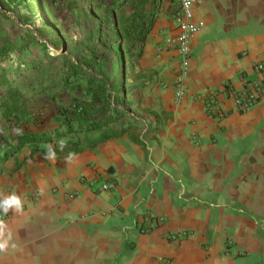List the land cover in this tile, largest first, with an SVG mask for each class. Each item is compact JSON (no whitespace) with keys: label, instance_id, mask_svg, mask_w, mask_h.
<instances>
[{"label":"crops","instance_id":"1","mask_svg":"<svg viewBox=\"0 0 264 264\" xmlns=\"http://www.w3.org/2000/svg\"><path fill=\"white\" fill-rule=\"evenodd\" d=\"M149 11L132 112L117 135L70 163V152L51 160L31 148L0 174V198L23 201L22 212L0 213L12 237L0 264H264V102L240 114L221 99V122L207 112L226 83L240 89L243 76L256 78L264 0H194L199 31L181 100L179 1ZM104 183L114 189L102 192ZM176 233L187 237L170 242Z\"/></svg>","mask_w":264,"mask_h":264},{"label":"rangeland","instance_id":"2","mask_svg":"<svg viewBox=\"0 0 264 264\" xmlns=\"http://www.w3.org/2000/svg\"><path fill=\"white\" fill-rule=\"evenodd\" d=\"M137 4L138 0H41L40 5L38 0H15L9 5L0 1V76L19 70L12 88L21 104L19 112L6 119L4 106L14 92L0 89V152L16 144L21 131L64 135L65 126L59 118L79 104L84 107L92 103L90 80L105 88L113 86L123 98V112H132L128 100L134 97L138 54L122 43L112 22L118 8L123 6V12L130 14ZM72 66H86L89 77L70 75ZM107 110L100 105L92 111L98 114L91 120L108 116ZM122 123L120 118L107 133L86 134L89 143L118 133ZM76 136L59 139L56 146L60 147L61 140L75 142ZM31 152L29 146L23 147L11 161L0 165V174L8 173ZM59 152L67 153V147L59 148Z\"/></svg>","mask_w":264,"mask_h":264},{"label":"trees","instance_id":"3","mask_svg":"<svg viewBox=\"0 0 264 264\" xmlns=\"http://www.w3.org/2000/svg\"><path fill=\"white\" fill-rule=\"evenodd\" d=\"M1 3L9 5L14 3L15 0H0ZM157 0H138V4L133 6V12L130 14H125L123 12V6L118 8L119 14L116 13L112 25L116 29L119 39L131 52H135L142 48L145 42V38L152 28L155 19L153 14L147 9L152 8L156 4ZM39 5L41 0H38ZM19 71V70H18ZM18 71H15L10 76L8 73L0 76V89L6 88L9 92H14L11 94L10 103L4 106L3 115L6 119H9L11 115L19 112L20 110V100L18 99V92H15L12 87L15 83L14 77ZM70 75L81 76L84 79L88 78L86 66L69 67ZM89 97L92 99L91 104H85L84 107L76 106L75 110L65 111L61 114L60 122L65 126V134H59L57 132L55 135H34L26 132H19L17 135V142L14 145L8 146L4 151L0 152V165H3L16 155L21 152L23 147L33 148L35 153H45L46 148L42 147L46 144H51L56 153L59 152V146H56V142L59 139H63L68 136H76L77 139L71 140L65 143L68 152L79 154L88 149L87 145L89 140L87 135L100 130L108 128L115 124L120 116L123 115L122 105L123 98L115 91V88L111 86L110 88H105L95 84L93 81H89L88 88ZM82 103L85 102L81 100ZM106 106L108 108V116L103 115V118L99 120H91V116H96L98 113L92 111L99 106ZM106 113V112H104ZM91 114V115H90ZM77 123V125H75ZM87 134V135H86ZM63 135V136H61ZM86 135V136H83ZM117 134H105L98 142L102 143L107 140L114 138ZM97 143V142H96Z\"/></svg>","mask_w":264,"mask_h":264},{"label":"built area","instance_id":"4","mask_svg":"<svg viewBox=\"0 0 264 264\" xmlns=\"http://www.w3.org/2000/svg\"><path fill=\"white\" fill-rule=\"evenodd\" d=\"M180 12L177 16L179 35L172 41L176 45L179 56L178 76L174 85L176 98L181 100L186 95L184 79L189 69L191 56V41L197 35L199 28L193 24V4L194 0H178ZM255 79L242 78V88L237 89L226 83L224 87L208 100L207 112L210 117L221 122L226 119V111L221 107V99L230 101L235 110L240 114H245L264 102V59L254 65ZM102 192L114 189V185L104 183L99 186ZM187 237L186 233L170 234V242H179Z\"/></svg>","mask_w":264,"mask_h":264},{"label":"clouds","instance_id":"5","mask_svg":"<svg viewBox=\"0 0 264 264\" xmlns=\"http://www.w3.org/2000/svg\"><path fill=\"white\" fill-rule=\"evenodd\" d=\"M59 145L60 148L63 149L65 146V141L61 140L59 142ZM42 147L47 149V152L45 154L46 159L54 160L56 158V152L51 144H46L43 145ZM74 156L75 153L70 152L66 158L67 162L70 163ZM10 211L13 213H20L23 211L22 198L20 195H17L15 192H13L10 195L2 196V198H0V213L6 215ZM5 228L6 225L2 220H0V251L5 250L8 247L10 240L12 239L10 232L7 234V237H5Z\"/></svg>","mask_w":264,"mask_h":264},{"label":"bare ground","instance_id":"6","mask_svg":"<svg viewBox=\"0 0 264 264\" xmlns=\"http://www.w3.org/2000/svg\"><path fill=\"white\" fill-rule=\"evenodd\" d=\"M35 7H37V4H35Z\"/></svg>","mask_w":264,"mask_h":264}]
</instances>
